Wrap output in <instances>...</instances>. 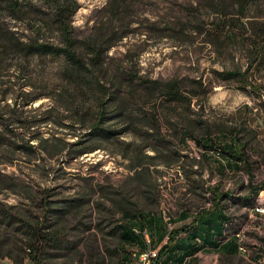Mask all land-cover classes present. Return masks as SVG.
Segmentation results:
<instances>
[{
  "label": "rangeland",
  "instance_id": "1",
  "mask_svg": "<svg viewBox=\"0 0 264 264\" xmlns=\"http://www.w3.org/2000/svg\"><path fill=\"white\" fill-rule=\"evenodd\" d=\"M57 1L0 0V110L15 98L23 116L38 113L40 117V113L49 110L43 116H50L63 126L43 123L34 133L73 143L90 132L103 111L107 117L101 126L115 133L105 137L87 135L88 142L83 145L87 143L93 150L81 155L75 153L80 147L76 146L70 155L45 156L32 164L27 162L28 157L0 147V177L20 184L17 188L0 189V205L36 210L23 190L30 186L56 187L55 192L67 197L93 187L96 192L91 195V210H87V216L81 212L77 218L101 221L107 231L106 224L121 217L118 211L112 212L110 197L116 196L114 191L136 186L133 168L140 157L149 166L145 180L150 181V187L154 185L159 201L148 204L146 209L156 215L164 211L163 226L167 232L191 224L200 209L216 208L213 194L205 188L218 187L245 195L242 187L248 184L249 174L231 161L228 164L217 152L199 149L191 137L178 145L172 126L183 116L211 125L239 127L245 122L254 128L258 132L255 152L251 153L252 160L258 161L254 163V174L257 181L264 180V64L253 62L248 74L252 84L223 80L218 74L231 69L244 71L253 61L243 39L249 35L245 31L251 30L250 22L264 19V0L250 3L243 13L230 7L227 16L211 0H68L77 7L71 31L87 63V69L81 71L67 70L60 57L25 56L17 49H7L11 38L61 45L62 36L53 18ZM231 33L237 38L230 37ZM101 36H111L115 45L109 49L110 43L104 45L101 64L93 66L89 62L92 43ZM170 80L180 81L185 95L198 91L200 96L193 99L190 107L186 103L170 105L158 90H150L154 81ZM244 85H248L246 89L241 88ZM26 96L27 100L39 98L25 105ZM116 102L121 104L122 114H116ZM36 108L38 111H34ZM4 122L0 116V128ZM20 132L23 131H17ZM30 135L26 132L19 136ZM196 149L200 156H195ZM147 155L155 158L151 160ZM137 197L134 194L133 201ZM97 201L101 209L95 206ZM257 203L263 216L237 205L227 209L237 223L246 253L232 256L208 250L185 264H264L259 250L264 239V190ZM182 211H188L191 219L173 224L170 217H178ZM93 231L89 238L97 237L103 244L102 233L96 228ZM146 235L151 241L148 231ZM108 243L114 245L113 240ZM107 257V264H115ZM0 264L14 262L0 256ZM75 264L84 262L76 256Z\"/></svg>",
  "mask_w": 264,
  "mask_h": 264
},
{
  "label": "trees",
  "instance_id": "2",
  "mask_svg": "<svg viewBox=\"0 0 264 264\" xmlns=\"http://www.w3.org/2000/svg\"><path fill=\"white\" fill-rule=\"evenodd\" d=\"M211 1L216 7H221L223 14L227 16V10L230 7H235L238 13H243L250 3H256L260 0ZM76 9L75 4L68 0H59L55 5L53 18L62 36L61 45L43 42L40 39L24 42L17 38H11L8 39L7 49L8 47L17 49L22 51L25 56L38 55L63 58L67 64V70L71 71L87 69L81 46L77 45L78 40L73 37L71 31L72 17ZM250 23L252 24L251 30L245 31L249 35L243 41L247 42L253 61L244 71L240 68L218 72L223 80L252 84L248 77L250 67L253 66V62L257 61L259 65L264 64V19ZM241 26L245 28L246 24L241 23ZM229 36L237 38L232 33ZM110 39H112L111 36H101L93 40L92 56L89 58V62L93 66L101 64L100 56L104 45L110 43L107 45V49L115 45ZM180 83L178 80L154 81L150 90H158L170 105L186 103L190 107L193 99L198 98L200 93L192 91L193 93L190 95H185L181 91ZM197 83V87L201 89V81ZM247 86L244 85L241 88L246 89ZM203 93L206 94V91ZM25 98L27 100V96ZM37 98L39 97L27 100L25 105L32 103ZM262 104L264 110V101ZM18 105L19 103L15 98L13 103H6L0 110L2 114L0 116L5 120L2 123L3 127L0 128V147L5 146L13 154L18 153L28 157L27 162L29 164L35 163L36 159L45 156L53 158L64 153L70 155L76 146L80 147H76L78 149L75 153L81 155L93 150V147L87 143L83 145L84 142H88L87 135L95 134L105 137L115 133V131L101 126L104 118L107 117L102 111L99 119L91 125L90 132L76 143L68 142L59 137L40 135L34 131L37 126L43 123L54 122L60 126L63 125L50 116H43L49 114L51 112L49 110L40 113V117H38V113L23 116ZM120 105L116 102V114H122V110L119 111ZM38 108L34 111H38ZM11 118L13 121L10 120ZM126 128L130 130L131 125ZM172 128L179 138L178 145L185 144L187 139L191 137L199 149L202 147L205 151L217 152L218 155L228 160V164L231 161L237 169L243 168L249 174L248 184L242 187L246 194L238 195L233 191L219 190L218 187H207L204 190H209L213 194L212 199L215 200L216 208L213 211L202 208L197 211L191 224L167 232L163 226L164 211L163 213L159 211L156 215L151 209H146L148 204L159 203V201L154 195V185L152 184L150 187V181L145 180V171L148 170L149 166L146 161H142L139 157L138 165L133 168L135 174L132 179L137 182L136 186L132 189L129 188V190L114 191L113 194L116 196L110 197L113 206L112 212L113 210L118 211L121 213V217L116 221L110 220L106 224L107 231H105L101 221H85L77 218L81 212L87 216V210H91V195L96 192L95 188L85 190L77 196L67 197L55 192L56 187L34 189L30 186L29 189L23 190L36 210L20 209L13 205L9 207L0 205V256L11 258L14 264H75L76 256H79V260L84 264H107L108 255L112 261H115V264H136L133 257L138 260L141 251L152 245L151 234L154 231L159 235L160 240L165 236L168 237L166 244L160 248L158 259L160 261L163 258L161 264H185L188 258L196 253L203 250L215 251L224 244H227V249L222 252L225 255L233 256L241 252L240 247L245 248L242 240H240L241 236H238L241 233L237 229L234 218L227 214V209L237 205L248 208L249 211L254 210L259 216L262 215L257 210L259 206L257 202L259 194L264 190V180L260 182L256 180L254 163L256 164L258 161L252 160L253 155L251 154L255 152L253 145L258 141V132L245 122L240 123L239 127L220 123L211 125L205 121L187 119L186 116L173 124ZM197 129H199L198 134L195 132ZM19 130L23 131L20 133L29 132L31 135L28 138L20 137V133H17ZM16 134H19L17 138L14 137ZM158 138L161 140L163 137ZM176 154L179 155V153ZM147 158L152 160L155 155H147ZM178 161L179 158L175 162ZM19 186L20 184L15 180L0 177V189ZM98 188L102 190L101 186ZM132 190L134 192H131ZM134 194L138 195L136 201H133ZM140 205L143 208H140ZM95 206L101 209V203L98 201ZM187 215L188 211L184 213V217L186 218ZM245 217H248V213L245 214ZM170 218L173 223L172 216ZM95 228L102 233L103 244L97 237L94 240L89 238ZM231 229L234 231L230 232ZM145 230L150 235L151 243L149 245L143 235ZM108 240H113L114 245L109 244ZM135 247L138 248L136 249L137 252L133 251ZM259 250L262 251V259H264V239H262Z\"/></svg>",
  "mask_w": 264,
  "mask_h": 264
},
{
  "label": "crops",
  "instance_id": "3",
  "mask_svg": "<svg viewBox=\"0 0 264 264\" xmlns=\"http://www.w3.org/2000/svg\"><path fill=\"white\" fill-rule=\"evenodd\" d=\"M186 211H182L181 213L178 214V217L176 216H172V221H173V224H181V223H184L186 221H189V219H191V216L188 214L187 217L185 218L184 217V213ZM164 219V218H163ZM165 221V220H164ZM167 223V222H166ZM152 236H153V243L151 245V247L153 248H161L162 245L166 244L167 242V236H165L162 240L159 239V235L154 231L152 233ZM225 249H227V244H224L222 245L219 249L215 250L216 251H220V252H223L225 251ZM208 252V250H203V251H200L198 253H196L195 255H193L192 257L188 258L189 261H194L198 256H200L202 253H206ZM163 258L160 259V264L162 262ZM136 264H138V262H136Z\"/></svg>",
  "mask_w": 264,
  "mask_h": 264
},
{
  "label": "built area",
  "instance_id": "4",
  "mask_svg": "<svg viewBox=\"0 0 264 264\" xmlns=\"http://www.w3.org/2000/svg\"><path fill=\"white\" fill-rule=\"evenodd\" d=\"M196 150H195V156H200V154L198 153L199 149H196ZM170 226H172V224H170ZM143 235H144V238L147 244L149 245L151 241H147L146 230L143 232ZM240 240H241V237H240ZM240 251L242 253H246L247 250H244V248L240 247ZM159 252H160V248H153L149 246L147 249L141 251L139 258H138L139 264H159V259H158Z\"/></svg>",
  "mask_w": 264,
  "mask_h": 264
}]
</instances>
